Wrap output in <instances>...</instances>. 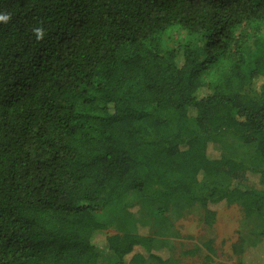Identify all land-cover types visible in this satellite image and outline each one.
<instances>
[{
  "label": "trees",
  "instance_id": "1",
  "mask_svg": "<svg viewBox=\"0 0 264 264\" xmlns=\"http://www.w3.org/2000/svg\"><path fill=\"white\" fill-rule=\"evenodd\" d=\"M4 14L0 264H178L129 218L107 232L135 202L157 236L170 211L212 225L238 205L260 218L264 264V0H0ZM234 250L245 264L244 237Z\"/></svg>",
  "mask_w": 264,
  "mask_h": 264
},
{
  "label": "rangeland",
  "instance_id": "2",
  "mask_svg": "<svg viewBox=\"0 0 264 264\" xmlns=\"http://www.w3.org/2000/svg\"><path fill=\"white\" fill-rule=\"evenodd\" d=\"M186 36L182 29L170 31L167 36L168 45L177 46ZM233 145V140L227 141ZM216 151H223L221 143L211 147ZM253 186L255 183L249 182ZM140 203L135 202L125 211L109 212L111 218L116 216L115 221L108 222L109 234L123 232L126 223L125 219L129 218L134 221L140 232L149 234L159 239H167L169 247L178 264H239V256L234 250V244L240 238L244 237L246 241V252L242 260L245 264H256L249 249V245L255 241L262 240V235L257 231L259 226L258 217L248 218L243 209L238 205L223 206L217 208V219L212 225H208L204 220V211L200 206L181 210L176 214L171 211L167 213L172 221V227L166 236H157L156 219L148 218L145 209ZM148 211V210H147ZM149 212V211H148ZM150 213V212H149ZM149 219V221H148ZM155 223V224H154ZM103 236L100 237V240ZM212 242L215 252H211L205 245ZM256 242V243H257ZM252 246V245H251ZM141 251L143 249L140 248ZM193 251H196L193 253ZM212 257L209 260L208 257ZM113 261L111 255L105 252L103 255V264H109ZM147 264H156L154 260H149Z\"/></svg>",
  "mask_w": 264,
  "mask_h": 264
},
{
  "label": "clouds",
  "instance_id": "3",
  "mask_svg": "<svg viewBox=\"0 0 264 264\" xmlns=\"http://www.w3.org/2000/svg\"><path fill=\"white\" fill-rule=\"evenodd\" d=\"M9 19H10V16H8L7 14L0 15V22L7 23ZM32 32L38 41L42 40L44 36L46 35L42 27H34L32 29Z\"/></svg>",
  "mask_w": 264,
  "mask_h": 264
}]
</instances>
